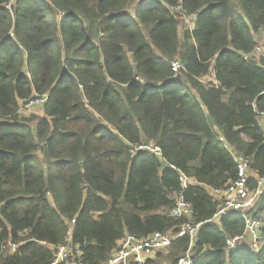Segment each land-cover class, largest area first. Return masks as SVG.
I'll list each match as a JSON object with an SVG mask.
<instances>
[{"label": "trees", "instance_id": "trees-1", "mask_svg": "<svg viewBox=\"0 0 264 264\" xmlns=\"http://www.w3.org/2000/svg\"><path fill=\"white\" fill-rule=\"evenodd\" d=\"M262 33L264 0H0V264H51L69 238L84 264H104L126 236L186 221L204 225L158 264L188 251L193 264H264V192L208 223L220 207L208 188L238 178L236 156L250 190L264 178ZM35 98L41 114L24 116ZM181 193L188 219L170 215ZM247 218L263 222L257 250H229Z\"/></svg>", "mask_w": 264, "mask_h": 264}, {"label": "built area", "instance_id": "built-area-1", "mask_svg": "<svg viewBox=\"0 0 264 264\" xmlns=\"http://www.w3.org/2000/svg\"><path fill=\"white\" fill-rule=\"evenodd\" d=\"M263 52L257 46L253 52L254 56H259ZM248 57H246L247 59ZM173 71L178 74L181 65L179 62H173ZM45 98H35L30 100L25 106V110H30L41 104H44ZM260 123L264 127V113L260 115ZM138 151H150L151 153L161 156L159 148L153 145H143L137 148ZM238 165V178L224 189L208 188V191L218 200L220 207L209 224H218L223 216L231 212H240L245 214L253 209L262 193L264 192V178L258 180V187L252 191L249 189L248 180L250 179L249 161L242 157L236 156ZM181 186L183 190L194 185L195 181L187 178L185 175H180ZM170 215L175 218L188 219L192 216L191 205L185 200L181 193ZM72 225L75 224L73 220ZM203 223L192 224L186 221L177 232L176 235H169L167 233H154L147 238L140 239L134 236H126L117 246L116 250L112 253L111 257L104 264H158L159 255L166 253L171 244L180 238L189 236L192 240L197 235L198 231L203 227ZM247 230L244 236L237 237L228 242V249L233 250L236 248H251L256 250L258 248V241L260 237V230L263 226L261 220L254 218H247ZM246 239H250L252 246L248 247L244 244ZM45 245V243H43ZM10 250L16 252L19 248L16 244L9 243ZM83 253L79 246H72L70 238L67 243L57 248L55 257L51 264H84L81 260ZM177 264H193L190 251L185 257L181 258ZM231 264V263H226Z\"/></svg>", "mask_w": 264, "mask_h": 264}, {"label": "rangeland", "instance_id": "rangeland-1", "mask_svg": "<svg viewBox=\"0 0 264 264\" xmlns=\"http://www.w3.org/2000/svg\"><path fill=\"white\" fill-rule=\"evenodd\" d=\"M186 28H193V19L192 18H186L183 20L182 23V29H186ZM258 39H259V47L261 49V51L263 52L262 47L264 46V33H262L261 35H258ZM24 116H30L31 114H41V107L39 108H32L30 110H25L22 113ZM244 244H247L246 246L251 247L252 246V242L250 239H246L244 241ZM257 250V249H256Z\"/></svg>", "mask_w": 264, "mask_h": 264}]
</instances>
